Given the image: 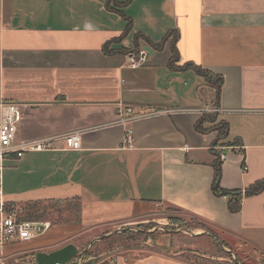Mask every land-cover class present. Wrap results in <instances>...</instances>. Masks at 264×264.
Returning <instances> with one entry per match:
<instances>
[{"label": "crops", "instance_id": "obj_1", "mask_svg": "<svg viewBox=\"0 0 264 264\" xmlns=\"http://www.w3.org/2000/svg\"><path fill=\"white\" fill-rule=\"evenodd\" d=\"M127 19L132 26L122 37ZM172 30L179 34L176 66L223 77L218 99L195 69L172 68L171 37L161 49L136 41L142 34L156 45ZM145 45L153 52L133 67L131 54ZM5 101L20 105L17 141L51 145L8 161L9 205L79 199L78 237L89 233L94 242L133 225L157 222L148 230L164 231L159 248L92 264H197L186 254L219 260L223 249L264 261V192L243 196L233 212L212 189L225 143L223 188L245 190L264 179V0H0ZM211 103L228 125L224 139L197 129L199 109ZM126 108L138 117L126 120ZM73 132L81 133V149L66 150L64 137ZM167 207L207 227L170 232L161 215ZM60 236L49 231L34 244Z\"/></svg>", "mask_w": 264, "mask_h": 264}, {"label": "rangeland", "instance_id": "obj_2", "mask_svg": "<svg viewBox=\"0 0 264 264\" xmlns=\"http://www.w3.org/2000/svg\"><path fill=\"white\" fill-rule=\"evenodd\" d=\"M219 124H221V122L217 119V121H215V123L211 124L210 126ZM8 165L11 164L7 163V167ZM12 166L13 165L9 167ZM51 200L52 199H49V201L45 200L44 204L56 205L62 209V212L57 214L51 212L50 217L38 221H49L51 223L50 228L45 233L49 231L53 233H59L61 236L59 239H57V242H51V244L39 243L38 246H36L34 241L40 239L41 236L45 234L43 233L32 241L10 245L6 249L4 264H36L35 254L38 251H53L69 243H74L77 245L80 253L74 258L72 264H92L99 260L110 259L113 257V255L119 252H133L132 249H139L140 247H146L150 250L159 248V245L156 244V240L164 231L157 228L154 229V231L148 230V227H152L151 225L157 226V222L151 224L150 226L141 224L133 225L131 228H122L117 232L111 233L110 235L102 234L99 241L96 242L90 240L89 233L87 235H82V237L79 238V213L78 208H76L77 199ZM26 204H28V202L12 203L9 207L15 208L20 214L24 210ZM66 209H69V211ZM161 215L169 220L168 223L163 226L165 229H169L170 232H177L178 229L186 230L207 227L206 224H204V222L200 221L199 219L189 214L181 213V211L175 208L167 207L162 211ZM57 217H60V219H57ZM167 220H163L162 222H166ZM63 231L65 233H63ZM168 237L170 236L168 235ZM150 238L152 239V242L147 245L145 242ZM219 254L222 258L219 260H201L200 256L196 257L192 253H187L186 255L190 260H195L197 264H264L263 259L259 261L256 258H251L249 254H246L243 251H235L232 249L230 251H226L223 249L219 252Z\"/></svg>", "mask_w": 264, "mask_h": 264}, {"label": "built area", "instance_id": "obj_3", "mask_svg": "<svg viewBox=\"0 0 264 264\" xmlns=\"http://www.w3.org/2000/svg\"><path fill=\"white\" fill-rule=\"evenodd\" d=\"M148 51L141 49L139 54H131V65L139 66L146 61ZM203 113L221 112V108L215 104H207L199 109ZM131 108H126L128 118L133 120L138 117L131 114ZM22 119L20 105L16 102L0 103V264H4L6 249L13 244H19L30 241L40 234L47 231L51 223L49 221H38L29 219H20L19 213L15 208L9 207L5 197L3 183L4 173L7 163L12 159H19L28 151L46 150L51 147L48 141L24 142L17 141V124ZM132 131H127V142H132ZM66 150L81 149L82 136L80 132H73L64 137ZM219 158L221 161L228 159L231 149L227 146H221Z\"/></svg>", "mask_w": 264, "mask_h": 264}, {"label": "trees", "instance_id": "obj_4", "mask_svg": "<svg viewBox=\"0 0 264 264\" xmlns=\"http://www.w3.org/2000/svg\"><path fill=\"white\" fill-rule=\"evenodd\" d=\"M127 20H128L127 28H126V31L122 34V37L127 33V31L131 29V26H132L131 19H127ZM178 36H179L178 31H175V30L169 31L160 43L153 45L148 38L143 37L142 34H137L136 41L138 43V39L144 38L146 42H148L154 48L161 49L166 43V41L171 37L172 58L170 61V65L172 66V68H175V69L193 68L195 69L197 73L202 75L206 79V81L212 87L215 88L217 99H218L220 89L223 84V77L213 74L209 70H206L200 66H197L191 63L184 64L183 66H176V62L179 61V53L176 48V41L178 39ZM109 44L110 43L106 44L103 48L104 51L107 53L111 52L108 47ZM217 115H218L217 113H207V114L205 113L202 119L203 121L201 120V122L197 124V129H199L200 131H204V132L209 131V130H218L219 131L218 139L220 140V139H224L227 136L228 125L226 122L220 120L221 124L219 125H215V126L212 125L207 128H204L202 126L205 121H210L211 124H214L215 121H217V117H218ZM222 145H227V143L222 144ZM217 153H218V157L213 164L214 170H215L214 179L212 183L213 192L217 195L227 197L229 201V209L233 212H239L241 210V199L243 196H252V195H256L261 192H264V179L257 180L256 182L248 186L245 190H238V189L237 190H227L223 188L221 186V175H222L221 162L222 161L219 158V151H217ZM54 200L55 199H52L51 201H54ZM44 202L45 200L28 202V204H26V206L24 207V210L19 214V218L29 219V220H43V219H47L48 217H50L51 212H53L54 214L62 212V209L59 208L58 206L53 205V204L45 205ZM76 208H78L79 221H80L81 203L79 199H77ZM66 210L69 211V209H66ZM57 219H60V217H57Z\"/></svg>", "mask_w": 264, "mask_h": 264}, {"label": "water", "instance_id": "obj_5", "mask_svg": "<svg viewBox=\"0 0 264 264\" xmlns=\"http://www.w3.org/2000/svg\"><path fill=\"white\" fill-rule=\"evenodd\" d=\"M143 49L153 52L148 45L143 46ZM78 254H80L78 247L73 243H69L53 251H38L35 254V260L36 264H72Z\"/></svg>", "mask_w": 264, "mask_h": 264}]
</instances>
